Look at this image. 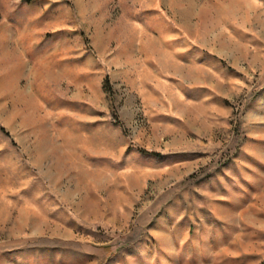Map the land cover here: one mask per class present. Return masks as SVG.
<instances>
[{"label":"rangeland","instance_id":"374dc122","mask_svg":"<svg viewBox=\"0 0 264 264\" xmlns=\"http://www.w3.org/2000/svg\"><path fill=\"white\" fill-rule=\"evenodd\" d=\"M0 264H264V0H0Z\"/></svg>","mask_w":264,"mask_h":264}]
</instances>
